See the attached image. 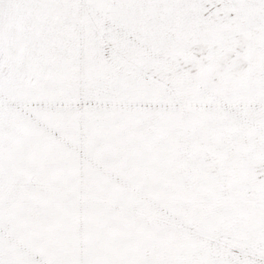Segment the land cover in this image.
Segmentation results:
<instances>
[{
    "label": "snow or ice",
    "instance_id": "6c2138e0",
    "mask_svg": "<svg viewBox=\"0 0 264 264\" xmlns=\"http://www.w3.org/2000/svg\"><path fill=\"white\" fill-rule=\"evenodd\" d=\"M0 264H264V0H0Z\"/></svg>",
    "mask_w": 264,
    "mask_h": 264
}]
</instances>
